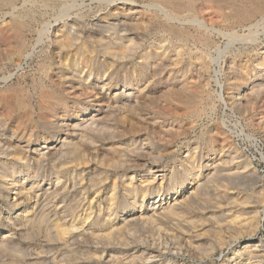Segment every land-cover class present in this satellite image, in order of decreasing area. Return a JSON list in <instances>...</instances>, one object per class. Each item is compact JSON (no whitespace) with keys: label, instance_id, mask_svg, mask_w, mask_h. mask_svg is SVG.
Segmentation results:
<instances>
[{"label":"rangeland","instance_id":"374dc122","mask_svg":"<svg viewBox=\"0 0 264 264\" xmlns=\"http://www.w3.org/2000/svg\"><path fill=\"white\" fill-rule=\"evenodd\" d=\"M171 11L0 0V264H225L247 241L264 263V0Z\"/></svg>","mask_w":264,"mask_h":264},{"label":"bare ground","instance_id":"6f19581e","mask_svg":"<svg viewBox=\"0 0 264 264\" xmlns=\"http://www.w3.org/2000/svg\"><path fill=\"white\" fill-rule=\"evenodd\" d=\"M161 2H162V4L164 5V6H168L169 8H171L172 9V14L174 15V16H176V12L179 10V9H181L182 7H187V8H189L190 6H192L196 1H198V0H160ZM241 8V7H240ZM243 8H244V6H243ZM247 9V8H246ZM246 9H244L243 10V17L244 16H247V15H249V13H251L250 11H247ZM237 11H238V9H237ZM241 11V10H240ZM254 12V11H253ZM242 13V12H241ZM151 14V13H150ZM153 15H155V16H157V14L156 13H152ZM151 14V15H152ZM239 14V13H238ZM240 16H241V14H240ZM250 16V15H249ZM112 19V18H111ZM107 26V25H106ZM109 27H110V25H108ZM202 26H204V25H202ZM108 28V27H107ZM10 37V36H9ZM8 38V37H7ZM130 38V37H129ZM59 41H61V42H63V43H65L66 45H69L70 46V40H69V38H68V36L67 35H63V37L61 38V39H59ZM130 41H132V39L130 40V39H128V41H127V45L129 46L130 45ZM72 44V43H71ZM60 45V44H59ZM126 46V45H125ZM108 47V46H107ZM74 48H76L77 50V59L81 62V63H83L84 65H90V63H93V55L91 54V52L90 53H88V49L87 50H84V49H81L82 47L81 46H76V47H74ZM114 48V47H113ZM93 49V48H92ZM108 49V48H107ZM109 49H111L110 51H112V52H115V50H113L112 48H109ZM128 49H130V48H128ZM11 50V49H10ZM121 50V49H120ZM109 51V50H108ZM105 52V51H104ZM111 52V53H112ZM117 52V51H116ZM115 52V53H116ZM119 52V51H118ZM75 54V53H74ZM178 55V54H177ZM96 56V55H95ZM115 56V55H114ZM121 58V57H120ZM141 60L139 61V63H141V64H143V63H145V62H148V61H150L151 60V58H152V56L150 55V56H141ZM119 59V58H118ZM122 59H124L123 57H122ZM121 59V60H122ZM121 60H119L118 62L119 63H121L122 61ZM63 61V60H62ZM179 62V61H178ZM116 63V62H115ZM73 64V63H72ZM75 64V63H74ZM81 67H82V65H81ZM81 69V68H80ZM87 73V72H86ZM86 73L84 72V71H82V69L81 70H79V71H75V74H71V75H69L71 78H73V77H75V78H78V79H85L86 78ZM69 74V73H68ZM66 77V79H67V75H65ZM64 79V78H63ZM67 80H69V79H67ZM63 81V80H62ZM75 81V80H74ZM78 81V80H77ZM72 82V81H71ZM70 83V82H69ZM75 84H76V82H75ZM81 84V83H80ZM83 84V83H82ZM147 84H148V82H145L142 86V88L141 89H143V88H145L146 86H147ZM185 84V83H184ZM84 85V84H83ZM71 86V85H70ZM188 86V85H187ZM186 86V87H187ZM186 87L184 88V89H186ZM188 87H190V85L188 86ZM190 90V89H189ZM183 93V92H182ZM54 94V93H53ZM48 95V94H47ZM50 96V95H49ZM58 96V95H57ZM55 97V96H54ZM55 99V98H54ZM189 100H191L190 99V96H188L187 97V102H189ZM55 101H56V99H55ZM59 101V100H58ZM194 101V100H193ZM186 102V103H187ZM184 103H185V101H184ZM191 104V103H190ZM188 105H186L185 107L186 108H188L187 107ZM189 109V108H188ZM86 110V106H83L82 108H80V110H78V112H76V114H77V116H80V115H82L83 114V116L84 117H81L80 119H78V121H88V118H90L89 119V121L91 120V117H93V114H91V116L90 117H86V116H89L88 114H89V112H86L85 111ZM193 110V109H192ZM80 111V112H79ZM195 113V112H194ZM62 123V122H61ZM79 126L81 127L82 125L79 123ZM58 135V134H57ZM62 137V136H61ZM61 137L59 138V139H61ZM64 141V140H63ZM61 142V141H60ZM47 143V142H46ZM63 143V142H62ZM44 145V144H43ZM47 145V144H46ZM49 145V144H48ZM45 147V146H44ZM47 147L48 146H46V149H47ZM40 147H38L37 148V150L39 149ZM42 148V147H41ZM41 151H42V149H40ZM49 150V149H48ZM108 150H110V148L108 149ZM111 150H113V148L111 149ZM49 152V151H48ZM37 154H38V152H36ZM40 153H43V152H40ZM39 153V154H40ZM43 155H45L44 153H43ZM38 156V155H37ZM40 156H42L41 154H40ZM63 165V164H62ZM159 172V171H158ZM147 174V173H146ZM140 174V177H139V183L140 184H142V187H139L138 185H136V183L134 182H132L133 181V175H129L128 177H126V181L125 182H127L128 183V185L130 186V189L131 190H135V189H144V187L146 188V185H148V184H150V183H152V182H154V181H156V175L155 174H153V173H151V174ZM59 178V177H58ZM17 185V184H16ZM16 185H15V187H16ZM127 185V184H126ZM125 185V186H126ZM198 185V184H197ZM14 186V185H13ZM15 187H14V189H15ZM126 187H128V186H126ZM137 187H139V188H137ZM198 187V186H197ZM196 187V188H197ZM11 188H13V187H11ZM196 188H193V190L194 189H196ZM13 189V190H14ZM112 189V188H111ZM18 190H19V188H18ZM192 190V191H193ZM14 191H16V190H14ZM14 191H12L11 192V194H12V196L14 195V194H18V193H16V192H14ZM20 191V190H19ZM18 191V192H19ZM22 191V190H21ZM140 191V190H139ZM191 191V192H192ZM191 192H188L189 194L191 193ZM111 193V192H110ZM134 193V192H133ZM140 193V192H139ZM132 194V193H131ZM188 194V195H189ZM113 196L112 195H110V198L109 199H111V201H112V198ZM176 197H177V195L175 196V198H173V199H176ZM15 199V198H14ZM160 196H159V198L157 197V196H155L154 198H152V200L151 201H148L149 202V204L150 205H155L157 202H159L160 201ZM185 198L184 197H181L177 202H175V203H173V204H171V205H168V206H166V207H164V208H160L161 210H160V214L162 213L163 215H165V216H173V214H175L174 213V207L176 206V205H178V204H181V201L182 200H184ZM184 202V201H183ZM112 205V202H110V206ZM107 207H109V206H107ZM111 209V208H110ZM148 209V208H147ZM158 211V210H157ZM108 212V211H107ZM110 212V211H109ZM154 212V211H153ZM155 213V212H154ZM153 214V213H152ZM234 214L235 213H233V216H234ZM230 215V214H229ZM236 215V214H235ZM227 216V215H226ZM235 217H238V216H235ZM235 217H231V219H230V223H229V226H231L232 228H236V229H238L237 227H238V225H239V221H237V220H235L234 218ZM44 218V217H43ZM228 219V218H227ZM226 219V220H227ZM24 220H25V222L26 223H29V224H32V225H35V224H38V225H40L41 223H43V222H45L43 219H42V217H37L36 216V218H33V217H30L29 215H24ZM224 220V219H223ZM222 220V221H223ZM43 221V222H42ZM48 221V220H47ZM229 220H227V222H228ZM249 221V220H248ZM52 223V222H51ZM55 223V222H54ZM53 223V225L52 226H54L55 224ZM223 223H224V221H223ZM242 224L243 223H245L246 224V221L245 222H241ZM241 223H240V225H241ZM251 223V222H250ZM221 224V223H220ZM228 224V223H227ZM49 225V224H48ZM114 225V224H113ZM113 225H110V226H108V227H106V228H108V229H106V230H108V232H111V231H113L114 229H116L117 228V226L115 227V226H113ZM223 225V224H222ZM239 225V226H240ZM250 225V224H249ZM252 225V224H251ZM250 225V226H251ZM46 226H47V224H46ZM224 226V225H223ZM248 226V225H247ZM51 227V226H50ZM57 227H58V224H57ZM56 227V228H57ZM55 228V227H54ZM59 228V229H58ZM56 230L58 231H56L59 235H60V238H63L64 237V239L66 238V237H68L69 235H68V231H67V229L66 228H63V227H60V225H59V227H58ZM226 228H227V225H226ZM242 228V227H241ZM48 229H49V226H48ZM53 229V228H52ZM232 230V229H231ZM241 230V229H240ZM250 230V229H249ZM47 231V230H46ZM94 231V230H93ZM104 231V230H103ZM233 231V230H232ZM237 231V230H236ZM252 231V230H251ZM108 232H107V235H108ZM248 232V231H247ZM70 234V233H69ZM98 234V233H97ZM68 235V236H67ZM106 235V234H105ZM58 236V235H57ZM71 236H69L68 238H70ZM59 238V237H58ZM59 238V239H60ZM1 245V244H0ZM258 246H260L259 244H258V242L256 243V242H254V243H252V242H250V241H247L243 246H240L239 248H237V249H235V254H233L232 256H230V257H226V258H224L225 259V264H252L251 263V258H252V253H253V251H257V253L259 252V250H261V249H259V247ZM2 247V246H1ZM257 247H258V250H257ZM262 248V247H261ZM234 253V252H233ZM261 262V261H260ZM262 263V262H261ZM264 264V263H263Z\"/></svg>","mask_w":264,"mask_h":264}]
</instances>
